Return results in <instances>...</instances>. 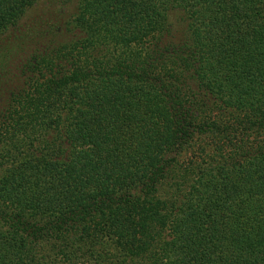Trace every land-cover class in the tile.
Wrapping results in <instances>:
<instances>
[{
	"label": "trees",
	"instance_id": "obj_1",
	"mask_svg": "<svg viewBox=\"0 0 264 264\" xmlns=\"http://www.w3.org/2000/svg\"><path fill=\"white\" fill-rule=\"evenodd\" d=\"M0 264H264V0H0Z\"/></svg>",
	"mask_w": 264,
	"mask_h": 264
}]
</instances>
